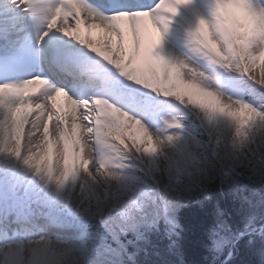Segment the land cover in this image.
I'll return each instance as SVG.
<instances>
[{"label": "snow or ice", "instance_id": "1", "mask_svg": "<svg viewBox=\"0 0 264 264\" xmlns=\"http://www.w3.org/2000/svg\"><path fill=\"white\" fill-rule=\"evenodd\" d=\"M190 2L159 0L153 7L148 0H102L99 6L88 0H59L55 7L46 8L43 0H10L22 13L46 21L36 44L45 50L55 49L68 69V76L62 75L54 85L40 74L20 84H0V105L8 99L19 101L7 106L5 116L14 133V143L10 148L0 147V152L8 151L18 159L23 157L26 166L54 182L58 190L76 185L75 213L98 220L117 243L122 233L135 229L149 215L153 222L161 216L167 219L168 213L190 200L194 192L205 193L209 181L218 178L221 183H230L229 171L244 162L264 171V139L256 138L246 148L235 151L228 146L230 132L221 135L213 131L217 123L225 121L229 129L235 125L237 135H244L246 128L264 121V23H261L264 0H243L244 10L257 18L252 28H244L243 14L229 19L221 0H216L214 20L209 23L200 18L189 34L211 65L246 78L251 99H245L244 93L234 98L222 91L215 73L217 84L211 87L195 75L185 79L182 70L194 73L186 63L164 64L158 49L170 15L175 16L179 6ZM145 17L158 30L155 45L149 42ZM82 25L89 30L102 29L100 41L94 43L90 31L88 37H82ZM126 36L130 49L127 61ZM153 60L163 62V80L161 66ZM137 62L144 65L154 82L147 75H137ZM3 71L5 68L0 65V72ZM50 85L52 93L45 95L43 102L35 99ZM61 95L67 97L66 104L57 103ZM226 98L234 104L227 103ZM28 107L36 110L34 116L30 111H21ZM183 109L198 117L203 114L199 123L192 122L191 130L184 123ZM53 120V139L49 141V125ZM27 123L31 124L27 134L29 145L42 131L44 142L56 147L62 163L56 178L50 161L43 163V159H37L38 154L31 146L22 150ZM160 124L163 127L157 131L163 135L154 136L153 127ZM198 128L203 131L197 132ZM165 142L171 150L161 157L160 144ZM113 168L143 172L148 180L120 171V182L106 183L102 195H97L81 179L88 176L94 182L93 173L109 177ZM130 176L134 181H129ZM164 176L167 180L162 179ZM168 222L174 223L170 219ZM247 227L250 222L245 232ZM221 230L228 232L230 226L221 222L213 231L219 237L215 243L220 241L222 247L228 240H221ZM104 239L97 233L93 245ZM96 250L90 247L79 252L80 264H94L92 254ZM73 253L74 246L68 240L47 236L0 243L2 264H63V258ZM261 255L264 257V249Z\"/></svg>", "mask_w": 264, "mask_h": 264}, {"label": "rangeland", "instance_id": "2", "mask_svg": "<svg viewBox=\"0 0 264 264\" xmlns=\"http://www.w3.org/2000/svg\"><path fill=\"white\" fill-rule=\"evenodd\" d=\"M214 4L215 3H211V2L208 3V5L210 7V11H212V12H214ZM202 11H203V14L206 16L205 8H203ZM3 13H0V14H3ZM93 42L95 43V41H93ZM172 46L174 48L173 50L175 51V55L178 56L177 63L183 62V63H186L187 65L192 64V66L189 65V67L194 72H196V71H207V72H209L208 69H214L215 66L211 65L203 56H201V58L198 59V61L200 62L199 63V62L195 61L192 56H189L186 52H184L182 49H180V47L178 45L172 44ZM125 61H127V59H125ZM138 63H139V65H137L138 68H137V66H135L137 69V75H141V74L146 75L147 72L144 69V65L141 64L140 62H138ZM163 72H164V69H163ZM182 72H183L184 78L187 79L189 74H190L188 72V69H184V70H182ZM164 75L162 73L161 80H163ZM173 76H174V73H173ZM219 79L224 80L226 83L225 87H223V89H221V90L225 91L226 93H228L229 95H232L235 98V96L237 94V90L235 88L236 85H234L233 83L230 82L229 74L226 73L225 76H221ZM169 99H174V98L169 97ZM183 112L186 114V119L184 120V123L189 126L190 130H191V124L193 121L198 123L196 118L198 120L203 119L202 113L198 117L197 115H194L193 113L191 114L190 112L186 111L185 109H183ZM173 115H177V113H174ZM27 126H28V128H27V132H28V130L31 127V124L27 123L25 127H27ZM158 127H163V124H160L157 127H153V131L155 132L154 136H162L163 135V133L157 131ZM214 128L217 129V134L227 135L230 132L229 126L225 121H220L219 123H217L214 126ZM8 130L9 131L7 133L6 139L2 138V143L0 141V147L10 148L9 144L12 145L14 143V141L12 140V136L14 133L11 129V126H9ZM195 130L197 132H202L201 128H198ZM25 137H26V134L24 132L23 133L22 150H26L27 147L31 146L33 151H35L38 154L37 159H43V163H47L48 161H50L52 164L53 177H54L53 152L54 153L56 152V147L53 146V149H52L50 144H46L43 140V134H42V141L39 142V148L38 149H36V146L29 145L28 143L24 144ZM52 138L53 137H51V133H50L49 134V141H51ZM204 139H207V137L205 136ZM142 147H147V145H143ZM45 152L48 153L47 157L44 156ZM43 163H42V167H43ZM127 163H134V162L133 161H127ZM142 166L143 165H140V167H142ZM250 168L253 171L252 174L254 176L251 175L246 180L257 179L258 171L256 172V170H259V167L257 165L252 164V163H249V162H244V163L240 164L239 166H237L235 169L230 170L229 176L231 177V175L235 174L239 178H244L245 176H244V174L242 175V173H243L242 171L248 170ZM119 171H123V172L126 171L129 175L140 176L143 179L148 180V177L143 175L141 172L134 171L132 169H124V170H119ZM157 175H159V174H157ZM234 177H236V176H234ZM0 178H1L0 179V191L5 192V193L10 191L9 195L2 196L4 199H6L4 203H6V205L10 206V211H11V209H14V210L20 209L22 211H31L34 208L44 209V206L42 204H40V202L47 201L46 197H49L48 200L51 199L52 201H54V200L58 201V203L52 202L53 205L56 204L58 207H60V209H62V210L66 209L67 212H73L74 215L76 214L74 211L75 201L73 199V197L76 196V192H75L76 185H73L71 188L68 186H65V187L60 188L58 190L57 186L55 185L54 182H49L43 176H38L35 173L34 169L26 166L23 163V157L18 159L15 156H13L12 154H10L8 151L0 152ZM165 179L167 180L166 176H165ZM237 182H238V180L231 178L230 183H228V184L227 183H221L220 179L217 178V179H213V180L209 181L206 185V188H208L209 185H211L212 183H215V186H218L217 189L219 191H221L222 187H224V188L232 187V188H237V189L244 191V189L246 187L244 188L241 185H237L236 184ZM149 183H151V181H149ZM218 184H220L221 186H219ZM28 186H30V189L27 193H25ZM11 189H13V192L11 191ZM11 192L14 193V195H12ZM34 195H38V197H34ZM15 196H17V197L14 198ZM201 199L203 200V202L208 201L210 199L207 192L206 193L194 192L192 194V198L190 200H188L186 203H181L178 206L174 207L172 209V211L168 213L167 219L164 216H161L158 221L153 222V218L151 217V215H149L147 221L141 220L136 225L135 229L128 230L125 233H122L119 237L118 243L113 241L110 235L106 234V237L102 242L99 241L95 245H93V243H90V244H88L89 245L88 248H84V245L80 248L81 243H79L78 248L74 247V253L73 254L80 259V256L78 254L79 252L87 250L90 247H96L97 250L92 254V259L94 261V264H130V262L132 264L135 254L133 256L129 255L127 252L128 247L133 250V253H136V251H139L140 247L146 243L147 236H149V234H155L156 235V237L150 236V241H153V242H154V240L159 241V239H160L159 235H163V232H161V230L164 231L165 236L167 235L169 238L174 237L176 235V233L178 232V226H179L178 214L181 213V211L190 208L191 205L197 206L196 204H199ZM29 202H31V204H29ZM36 213H39V212H36ZM70 215L73 216V214H70ZM39 216L45 217L47 215L39 213ZM81 217L88 219V220H96V219H93V218H90L87 216H81ZM57 218L61 219V221H63V222L71 221L69 218H59V217H57ZM169 219L171 221H173L174 223H169L168 222ZM250 221H256V219L252 218ZM152 232H154V233H152ZM158 233H159V235H158ZM39 237H35V238H39ZM131 237L135 241H138V243H137L138 245H133V246L131 245L132 243L129 240ZM220 237H221V240L223 238L227 239L228 243L223 244L222 247L219 246L220 241H218L217 244L215 243V249H216L218 254H221L223 251H225V249L229 248V246H231L232 243H234L233 236L230 237V236L222 233L220 235ZM218 239H219V237L216 238V240H218ZM128 242L131 244H129ZM227 260L228 259L223 261V263H225ZM177 261H178V264H181V262L179 260H177Z\"/></svg>", "mask_w": 264, "mask_h": 264}, {"label": "trees", "instance_id": "3", "mask_svg": "<svg viewBox=\"0 0 264 264\" xmlns=\"http://www.w3.org/2000/svg\"><path fill=\"white\" fill-rule=\"evenodd\" d=\"M257 171V179L254 180H246L251 175L254 176L251 168L242 171L244 178L231 175V178L238 180L237 185L246 187L244 191L232 187H222L219 191L215 183L209 185L206 188L210 198L208 201L203 202L201 199L197 206L191 205L178 214V232L174 237L165 236L161 230L163 235L158 233L159 241H150V236L156 235L149 234L146 243L136 253L127 248L129 255L135 254L132 264H178L177 260L181 264H222L228 253L230 257L223 264H264V257L261 255V249H264V232L237 240L240 233L254 231L264 224V171L260 168ZM252 218L256 221H250ZM221 222L229 225L230 231L221 230L219 236L224 233L237 241L234 242L232 251L229 246L218 254L214 242L217 236H214L213 231ZM249 222L250 227L245 232ZM129 240L132 244L128 243L132 246L138 245V241L132 237Z\"/></svg>", "mask_w": 264, "mask_h": 264}, {"label": "bare ground", "instance_id": "4", "mask_svg": "<svg viewBox=\"0 0 264 264\" xmlns=\"http://www.w3.org/2000/svg\"><path fill=\"white\" fill-rule=\"evenodd\" d=\"M43 3H44V6L46 8L55 7L58 4V0H43ZM0 6H2L4 10L7 9V11H10V8L8 7L6 1H1ZM45 14L50 15V12H46ZM200 18H204V19L210 20V21L214 20L213 14L209 13L208 10H206V16L204 15V17H203L200 8L197 5H195L194 0H191V2L187 5L179 6L177 9V14L175 16L170 15V23L168 25L167 31L164 33L163 40H162L161 45L158 49V51L161 55V58H162L165 65H168L171 62L177 63L178 56L175 55V51L173 50L174 48H173L172 44L178 45L180 47V49H182L184 52H186L189 56H194L196 59L201 58V56H202L201 52H199L197 50V46L194 44V42L189 40V38H188V36H190L189 31L195 30L194 25L196 24V22H198V20ZM23 19L27 21V24H28L27 29H28L29 33L26 35H23L21 37V39L28 40L27 42H30V44H32V42H33V40L31 39L32 35H34L37 32L43 31L44 27L46 25V21L43 20L42 18L38 20L35 16L28 14V13H25V17ZM144 20H145V24L147 25V23H148L147 17H145ZM18 21L19 20H12L11 23H13L15 25V24H17ZM124 23H126V21ZM184 24L187 25L188 29H190V30H188V29L185 30L183 27ZM151 28H153V31H152V33L148 31V39L152 45H155L158 41V30L155 29L152 25H151ZM81 29H82V31H81L82 37H88L89 31H90L91 39L100 41V38L102 36V29H91V30H89V29L85 28L83 25L81 26ZM86 33H87V35H86ZM98 36H100V37H98ZM167 36L172 41L171 44L166 39ZM127 41H128V37L126 36L125 50L128 53V51L130 49H129V45H128ZM24 45L25 44L22 43V44H20V47H23ZM35 45H36V42H35ZM195 58H193V59L195 60ZM161 62L162 61L153 60V63L159 64V65ZM137 64H139V63L137 62ZM189 65L192 66V64H189ZM164 74H165V71L163 72V75ZM146 75L148 76L149 80L152 81L150 74L147 73ZM257 75H259V69H257ZM32 76H34V72L31 69V67L28 66L27 68L24 69V75L20 79H15V84H20L24 80L30 79ZM152 82H154V81H152ZM51 93H52V86H49L48 88H46L44 91L41 92V95L45 96V95H50ZM41 95L36 97V99L39 100L40 102H43V98L41 97ZM16 103H18V100L8 99L5 101L4 105H0V141H1V143H2V138L6 139L7 133L9 131L8 129L10 126V122L5 120V116L8 114L7 113V106L8 105L14 106ZM25 109H28V108H25ZM35 111H36L35 109H32V111H31L33 116L35 115ZM50 130L52 131V127ZM51 131H50V133H51ZM25 134H26V137H25L24 144H27L28 143L27 128H25ZM42 134H43V132L41 131L40 133H37L36 137L33 138V141H34L32 144L33 146H36L37 141L38 142L42 141ZM51 137H52V135H51ZM9 146L11 147L12 145L9 144ZM51 147L53 149V146H51ZM38 148L39 147H36V149H38ZM53 161H54V178H56V176L58 175V169L62 166V163L58 159L57 151L55 153L53 152ZM136 163L139 164L138 161H136ZM140 165H142V164H140ZM142 167H144V165ZM162 179L166 180L165 176L162 177Z\"/></svg>", "mask_w": 264, "mask_h": 264}, {"label": "clouds", "instance_id": "5", "mask_svg": "<svg viewBox=\"0 0 264 264\" xmlns=\"http://www.w3.org/2000/svg\"><path fill=\"white\" fill-rule=\"evenodd\" d=\"M222 6L225 8L227 17L229 19H235L241 14H243V17L245 19V25L244 28H252L257 23V18L254 15L248 14L243 7V0H221ZM216 3L214 4V13L216 12ZM230 10V11H229ZM261 23H264V21H261ZM243 31V29H242ZM195 75L197 78L201 79L205 84L216 87L217 80L213 73H205L201 75V71H196L194 73H190V78ZM226 102L230 104H234V101L226 98ZM227 123V122H226ZM214 132H217V129H213ZM244 135H237L235 130V125L231 126L230 129V139L228 141L229 148L235 150V151H241L243 148H246L248 144L256 139L261 138L264 139V121H257L255 124H253L251 127L246 128L244 130ZM153 134L155 135V132L153 131ZM160 155L163 157L164 153L170 151V146L165 142L160 144ZM111 175L109 177H105L102 174L99 173H93V179H90L88 176H82L81 179L85 181L89 187H91L93 190H95L97 195H102V190L104 188V185L106 183H112L113 185H116L120 182V171L119 169L113 168L110 169ZM134 177H129V181H134ZM0 264H2V257H0ZM63 264H80V260L77 256L74 254H70L68 256H65L63 258Z\"/></svg>", "mask_w": 264, "mask_h": 264}]
</instances>
